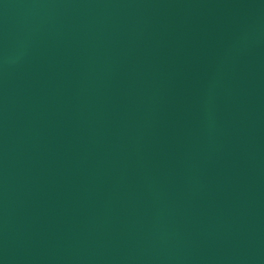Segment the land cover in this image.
Instances as JSON below:
<instances>
[{"label": "water", "instance_id": "obj_1", "mask_svg": "<svg viewBox=\"0 0 264 264\" xmlns=\"http://www.w3.org/2000/svg\"><path fill=\"white\" fill-rule=\"evenodd\" d=\"M0 264H264V0H0Z\"/></svg>", "mask_w": 264, "mask_h": 264}]
</instances>
